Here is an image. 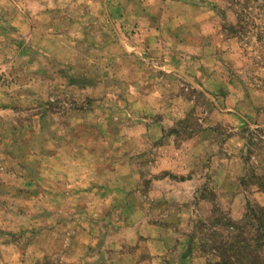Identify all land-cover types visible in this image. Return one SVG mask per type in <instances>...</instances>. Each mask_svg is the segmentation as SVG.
<instances>
[{
    "label": "rangeland",
    "instance_id": "1",
    "mask_svg": "<svg viewBox=\"0 0 264 264\" xmlns=\"http://www.w3.org/2000/svg\"><path fill=\"white\" fill-rule=\"evenodd\" d=\"M199 1L214 7L213 20L201 25L215 50L214 76H184L164 89L169 97L165 112L152 115L170 126L164 137L159 129L132 128L125 114L110 111L118 101L105 100L102 93L116 92L114 82L92 83L91 78L79 84L69 78L83 61L90 63L84 77H134L129 70L134 59L118 52L112 61L95 64V50L84 51L83 58L77 43L72 51L64 48L63 35L51 42V35L0 26V196L9 208L6 227L26 236L36 216L85 218L80 227L57 221L52 225L56 233H47L58 236L60 249L68 231L75 236L72 248H78L75 239L80 237L86 264H111V259L114 264L110 247L115 232L120 242L143 228L145 234L154 233L151 226L148 230L128 222L136 206L150 225L160 224L161 234L168 228L173 237L187 239L182 234L191 231L190 258L182 264H215L220 257L212 249L214 240L238 229L249 237L256 255L264 257V242L257 247L255 236L262 227L252 213V207L264 209V0ZM21 7L20 1L0 0L8 17ZM211 10L192 9L203 19ZM102 36L93 33L87 42ZM67 57L71 69L63 64ZM108 154L115 160L108 161ZM130 154L145 157L122 160ZM98 195L109 204L97 209ZM126 199L132 207L121 204ZM14 220L21 221V228ZM119 253L133 264L170 261L165 254H140L130 241Z\"/></svg>",
    "mask_w": 264,
    "mask_h": 264
},
{
    "label": "crops",
    "instance_id": "2",
    "mask_svg": "<svg viewBox=\"0 0 264 264\" xmlns=\"http://www.w3.org/2000/svg\"><path fill=\"white\" fill-rule=\"evenodd\" d=\"M7 1L14 3L20 1L22 7L20 12L12 17H8L0 9V26H5L6 30L20 34H44L47 38L51 35V42L55 35H63V37L65 36L64 40H67L64 43V48L72 51L74 44L77 43L79 54L83 58H85L84 51L95 50V57L91 58L95 64L99 62L101 64L103 60L105 62L112 61L116 56H119L118 52L127 58L134 59L133 64L129 67L133 74L134 72L137 74L134 77H107L102 76V73L100 74L102 77H84L86 67L90 64H86L84 61L76 65L75 70L78 71L75 73L76 76L69 77L79 84H84L91 78L92 83L107 85L114 82L118 87L117 91H104L102 98L108 100V98L114 97L113 101H118V103L110 111L125 114L128 122L132 124V128L146 131L159 129L164 137V131L170 130V126H167L164 120L161 121L152 116L165 112L164 106L169 97L165 94L164 89L172 85L173 80L177 82L178 78L184 76L210 77L209 74L213 73L215 68V50L212 44L205 41L208 31L201 28L202 24L208 25L211 21L209 17L213 20L214 7L208 2L199 0ZM198 7H210L212 10L208 17L203 19L204 16L202 17L199 12L192 11ZM201 19L203 20L200 21ZM93 33H102V39L93 43L87 42V38H90L89 36ZM76 36L79 39L72 41V37ZM98 50L114 52L97 55L96 51ZM116 53L118 54L116 55ZM186 58L190 59V63L183 64V60ZM193 60L196 61L195 64H193ZM135 62L141 66L140 70H136ZM202 62L207 63L203 65ZM63 64L68 69L72 68L69 57L63 59ZM125 88H127V92L124 91ZM170 90L175 91V88ZM172 97H177V93ZM168 109L170 110L171 106ZM142 140L145 141V139ZM141 152L144 151L141 150ZM107 156L108 161H114L116 155L108 154ZM144 157V154H130L121 158L126 163H131L132 160H142ZM228 175L230 176L229 171L226 173V176ZM100 195H98L100 202L97 204V209L103 204L105 206L109 204L104 203V198ZM4 201L6 202V198L0 200V264H86L87 248L78 240L80 237L75 239L78 248H72L71 242L75 236L68 231L62 235L64 247L60 249L58 236L54 237L51 233H47L49 231H52L53 234L56 233V229H53L52 225L57 221L60 225L66 224L69 227L70 224H74V227L77 225L80 227L86 223L85 218L83 221L69 216L56 219L52 213H47L46 218L36 216V223H32L31 232L27 233L28 235L25 236L23 233L18 235L15 232H17L16 230L21 232V229L15 230L13 227H6L9 222L6 219H10V214ZM121 204L132 207L133 201L126 199ZM111 206H116V204L111 203ZM57 207L58 205L52 206L51 209L54 210ZM132 210H134V214L128 222L131 225L142 223L143 227L148 230L151 226L154 228L152 230L154 233L145 234L143 228V230H137L131 239H123L120 242L118 233L115 232L113 236L115 246L110 247V253L115 258L114 264H133L132 260L129 262L126 260L129 259L128 256L119 253L122 245L129 241L132 242L136 252L140 254L167 255V259L170 260L167 264H182L190 258L194 243V239L190 236L191 231L182 234L183 236L186 234L187 239L173 237L167 233L169 232L168 228L165 233L161 234L159 233L162 228L160 224L151 223L150 225L148 219L143 218L144 213L141 212L140 207L134 206ZM14 222V224L20 225L14 226L21 228L20 220H14ZM98 236H100L98 240H101L102 236ZM99 249L100 247H98ZM198 257L203 258L200 255ZM111 264H113L112 259ZM134 264L140 263L134 262ZM141 264L145 263L141 262Z\"/></svg>",
    "mask_w": 264,
    "mask_h": 264
},
{
    "label": "trees",
    "instance_id": "3",
    "mask_svg": "<svg viewBox=\"0 0 264 264\" xmlns=\"http://www.w3.org/2000/svg\"><path fill=\"white\" fill-rule=\"evenodd\" d=\"M252 213L258 217L259 228L262 227L255 234L258 241L257 247H260L264 242V209L252 207ZM229 225L236 227V223L234 222H230ZM214 241L218 242L212 245V249L218 252V256L220 257V260L215 264H264V257L256 255V251L250 245L249 237L242 233L240 229L235 234L232 232L227 236L222 235L220 239H215ZM261 241L263 242L261 243Z\"/></svg>",
    "mask_w": 264,
    "mask_h": 264
}]
</instances>
